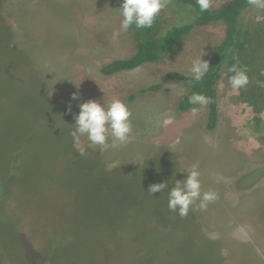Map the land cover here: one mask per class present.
<instances>
[{"label":"rangeland","instance_id":"rangeland-1","mask_svg":"<svg viewBox=\"0 0 264 264\" xmlns=\"http://www.w3.org/2000/svg\"><path fill=\"white\" fill-rule=\"evenodd\" d=\"M223 1L210 0L211 7ZM176 11L161 10L163 25ZM120 20L108 0H0V174L20 131L32 130L22 162L35 159L0 194V264H264V108L256 112L245 101L250 84L264 98V9L250 4L242 12L240 58L249 83L233 89L222 67L212 131L204 127L206 105L178 109L189 85L171 77L127 104L128 143L89 146L86 136L71 135L79 103L107 106L161 82L168 71L191 75L192 61L202 53L207 61L224 33L222 22L197 27L179 48L103 75L102 64L136 47ZM42 136L53 139L49 158L39 150L48 147L39 143ZM77 156L94 168L83 171L78 161L64 177V166ZM193 166L202 193L215 191L218 199L206 210L196 201L180 218L168 210V191ZM101 179L111 191L96 195ZM160 182H167L163 192H148ZM80 185L90 193L76 195Z\"/></svg>","mask_w":264,"mask_h":264},{"label":"trees","instance_id":"trees-1","mask_svg":"<svg viewBox=\"0 0 264 264\" xmlns=\"http://www.w3.org/2000/svg\"><path fill=\"white\" fill-rule=\"evenodd\" d=\"M108 1L111 7L118 9L120 12L118 7L121 5L122 0ZM167 5L175 7V9L179 11L175 12L173 21L167 25H163L164 23L157 16L151 28L136 29L135 26L131 27L130 30L133 32L137 40L135 50L126 57L114 58L102 64L99 67V72L103 75H111L119 71L130 70L144 63L151 62L162 54L179 48L185 36L193 29L212 22H222L224 25L223 37L210 52L207 59L209 70L201 81L196 82L192 79L191 75H186L178 71H168L165 73L161 82L135 90L129 93L123 100L127 105L137 94L156 90L160 88L165 79L176 77L185 81L189 85L188 91L177 104L178 109L184 110L191 105L188 98L193 93H201L206 97L211 98V103L206 104L207 113L204 127L206 131H212L216 127L218 121L216 81L221 74L222 67L226 65V73L228 77L233 75V73L229 71L233 66L245 70L248 78L251 75L247 64L240 58L241 51L245 48L244 40L242 39L244 32L242 29L241 15L243 10L250 5L249 0H225L216 6L210 7L209 10L205 12L200 11L196 0H167ZM10 72L11 69L5 74L9 75ZM247 93L248 96L245 98V101L253 105L256 112L262 110L264 108V98L262 97L263 94L258 91V86L256 84H250L247 88ZM31 136V129L27 132L20 131L16 136L17 142L15 143V148L9 152L7 157L3 158L7 168H3V171L0 174V194L7 189L9 185L7 180L9 177L13 178L15 175L18 177L20 173L19 171L23 172L24 169L33 167V165L35 166V159L33 158L31 160L33 163L31 161L29 163L27 160L22 162V150H26L29 147L28 143ZM40 139L41 142L39 143L43 145V142L45 141L44 144H47L48 147L45 149L43 146L39 150H43L44 153L47 152L49 158V156L52 155V152H54L52 147L53 143H51V140L53 139L44 136ZM31 140L35 139L32 138ZM5 144L6 143H4V145ZM5 146L8 147V144ZM78 161L81 164V167L79 168L83 169V171L85 170L89 173L90 170L94 168L91 165V161L86 162L88 164L82 163L83 160L77 156L73 162L67 163L64 166V177H68L67 175L69 174V171L72 172V170L75 169V166L78 167L75 165ZM253 175L254 173L250 174L248 177H253ZM78 176L81 178L82 174H79ZM101 180L102 182H100V185H95L93 190V193H98L96 195L107 194L111 191L110 184L106 183L108 179ZM88 192L89 191L80 185L76 188L75 193L78 195Z\"/></svg>","mask_w":264,"mask_h":264},{"label":"clouds","instance_id":"clouds-1","mask_svg":"<svg viewBox=\"0 0 264 264\" xmlns=\"http://www.w3.org/2000/svg\"><path fill=\"white\" fill-rule=\"evenodd\" d=\"M201 12L208 11L211 7L210 0H196ZM249 4L264 9V0H249ZM167 6V0H122L120 9V31L127 32L131 27L136 29L151 28L158 14ZM203 53L192 61L189 69L192 79L201 81L209 70V63L203 60ZM233 73L229 77V84L233 89L245 88L249 78L245 70L236 66L229 69ZM71 99L77 100L78 94L72 93ZM189 103L206 105L211 103V98L201 93H193L189 96ZM79 111L75 115V129L71 135L79 139L83 135L87 137L89 146H100L101 148L118 147L129 142L132 135L131 112L126 103L115 98L107 106L96 100L89 99L78 104ZM68 110H71L69 104ZM195 108L192 109L195 114ZM169 118L165 123H170ZM112 138L109 145L108 138ZM178 143V141H177ZM79 154L84 156L86 149L80 147ZM187 177L183 180H175V185L168 191V210L184 218L188 215L190 208L199 201L198 207L206 210L209 203L218 199L215 191H201L200 173L197 166L187 170ZM167 188V182L153 183L149 185L148 192L152 195L156 192H163Z\"/></svg>","mask_w":264,"mask_h":264}]
</instances>
